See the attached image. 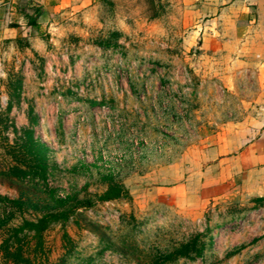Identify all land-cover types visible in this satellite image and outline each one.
<instances>
[{
    "label": "rangeland",
    "instance_id": "1",
    "mask_svg": "<svg viewBox=\"0 0 264 264\" xmlns=\"http://www.w3.org/2000/svg\"><path fill=\"white\" fill-rule=\"evenodd\" d=\"M178 13L169 0H104L42 36L33 68L0 67V196L18 202L0 201V244L7 227L71 209L35 264H264V202L183 209L154 197L166 169L253 112L252 74L183 47ZM26 128L47 148L36 179L8 172L10 153L31 159ZM110 183L126 195L100 201Z\"/></svg>",
    "mask_w": 264,
    "mask_h": 264
},
{
    "label": "crops",
    "instance_id": "2",
    "mask_svg": "<svg viewBox=\"0 0 264 264\" xmlns=\"http://www.w3.org/2000/svg\"><path fill=\"white\" fill-rule=\"evenodd\" d=\"M102 1L0 0V67L12 60L15 67L33 68L30 56L43 47L42 36ZM169 1L179 7L183 47L223 53L252 74L253 112L218 134L184 169H166L168 180L152 188L154 197L183 209L264 202V0Z\"/></svg>",
    "mask_w": 264,
    "mask_h": 264
},
{
    "label": "trees",
    "instance_id": "3",
    "mask_svg": "<svg viewBox=\"0 0 264 264\" xmlns=\"http://www.w3.org/2000/svg\"><path fill=\"white\" fill-rule=\"evenodd\" d=\"M15 87L14 89H17ZM11 105L7 104V111H10ZM36 119L33 117L34 125ZM14 136L18 134V129L15 126H12ZM25 136L24 144L20 147L24 149L23 155L31 158L29 161L25 159H20L14 154L10 153L13 165L8 168V172L11 176L16 178H24L27 175L31 174L33 179L43 177L45 175V162L47 148L45 145L38 143L34 139V131L31 128H26L23 130ZM126 195L125 192L121 189L120 185L115 183H110L105 190V192L99 196L100 201H110L121 196ZM0 201L8 202L10 204H17V201H12L6 199L5 197L0 196ZM86 206L91 205L89 202H84ZM69 210H63L55 213H46L41 218L36 221H23L21 225L10 226L6 228V232L9 234L8 238L1 242L0 252H4V264H35L33 262V256L37 252L42 251L41 239L43 233L48 229L49 225L59 221H66L69 217ZM6 226V225H5ZM0 224V231L1 228ZM33 239H35V245L33 249ZM194 244V242H193ZM193 244L189 248L193 247ZM34 252V253H33ZM190 252H194L195 256H201V250H183L179 252V256H186L191 259L195 257L191 255ZM34 254V255H33Z\"/></svg>",
    "mask_w": 264,
    "mask_h": 264
}]
</instances>
